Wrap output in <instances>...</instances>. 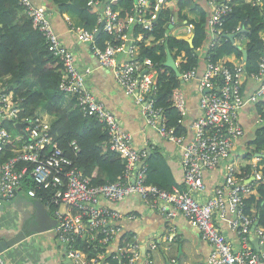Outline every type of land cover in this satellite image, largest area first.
<instances>
[{"label": "built area", "instance_id": "1", "mask_svg": "<svg viewBox=\"0 0 264 264\" xmlns=\"http://www.w3.org/2000/svg\"><path fill=\"white\" fill-rule=\"evenodd\" d=\"M113 1L120 0H108L104 4L91 1L90 4L102 8L99 24L104 23V31L116 33L120 43L107 41L105 47L99 46L95 42L99 28L79 30L78 37L91 44L100 66L111 69L117 82L134 96L147 124L160 136L183 146L184 189L177 185L171 189L160 188L145 182L148 152L156 146L151 143L143 149L135 147L133 134L89 89L87 77L90 70L77 65L74 52L55 30L50 6H39L32 0H18L21 14L29 17L41 32L50 53L63 61L65 72L60 89L76 97L75 105L84 115L95 116L107 126L110 149L119 153L127 166L123 176L116 181L92 184L84 170L64 155L52 136L51 124L44 116L26 114L9 85L0 83V154L5 150L13 152L8 160L0 162V206L2 197H13L26 178L37 185L28 190L30 197L39 199L37 188L50 189L52 196L45 206L57 220L58 225L53 231L65 248L70 264H156V238L141 241L134 228L127 230V221H136L137 214L124 213L106 204L117 203L131 195H139L151 209L167 218H174L179 213L187 217L211 247L210 264H264V226H255L257 221L245 209V197L254 191L256 184L239 178L230 164L223 181L213 191H208L204 178L205 170L217 168L231 158L237 139L244 135L239 117L241 108L264 99V51L258 71L250 74L258 85L247 98L241 86L245 63L231 68L208 59L206 70L198 79L200 114L191 124L192 136H176L174 128L164 123L162 107L155 104L156 64L137 56V46L131 42L133 38L128 32L137 20L151 30L157 14L147 18L139 13L122 20L119 12L112 8ZM228 1L208 0L213 9L208 24L215 37L222 35L223 16L232 9ZM137 3L145 8L148 0H138ZM175 21L173 17L171 22ZM191 31L189 28L188 32ZM224 37L228 39V36ZM121 53L127 54L123 61L118 58ZM197 75L198 68L194 67L181 72L180 78L187 83ZM186 102L184 90L177 88L174 104L180 109L183 121L187 115ZM258 121H263L261 115ZM5 122L22 123L26 137L16 129L21 138L14 141L11 132L3 125ZM77 147L75 145V149ZM254 176L257 184L264 181V166L258 168L254 164ZM228 211L234 216L233 226L240 236L238 247L223 235L218 224L219 217H225ZM254 238L259 240L260 251L252 242ZM0 264H10L1 252Z\"/></svg>", "mask_w": 264, "mask_h": 264}, {"label": "trees", "instance_id": "2", "mask_svg": "<svg viewBox=\"0 0 264 264\" xmlns=\"http://www.w3.org/2000/svg\"><path fill=\"white\" fill-rule=\"evenodd\" d=\"M91 1L104 4L108 0H51L50 9L62 15L68 13L72 6L75 7L83 27L93 31L100 28L99 17L103 10L100 6L90 4ZM137 1H113L112 8L119 12L122 20L139 13L147 18L160 13L151 30L137 20L128 32L133 38L131 42L137 46V56L141 60L150 59L156 64L158 76L154 98L156 106L163 109L165 125L174 128L176 136L188 134L189 128L182 123L184 117L174 104V92L184 82L166 64L168 55L173 54L176 60L179 56L183 58L179 63L181 72L198 68L202 55L213 62L219 61L234 68L233 63L224 59L232 54H236L240 60L243 58V48L237 42V37L243 35L247 39L245 47L248 49L245 72L250 75L258 71L259 58L264 51V0H229L227 3L232 9L223 16V32L220 37H215L208 31V13L197 0H148L145 8L139 6ZM21 11L18 0H0V83L9 85L26 114H35L37 104L47 106L46 111L56 117L51 124L54 140L58 142L64 155L84 170L92 184L116 181L126 170V160L110 149V136L105 124L95 116L84 115L78 107L68 113L65 103L75 104L77 100L74 96L71 97L75 99L70 100L69 94L60 89V81L65 72L63 61L50 53L41 32ZM173 17L179 23L187 20L194 26L193 44L167 33ZM243 29L245 31L242 32ZM233 33L237 34L234 42L229 37H224ZM141 35L142 38L139 39ZM209 37L210 44L206 46ZM107 41L115 44L121 40L116 33L104 30L95 37V42L101 47H105ZM255 105L263 121L248 140L245 155L237 152L231 157L230 164L240 178L250 174L254 154L264 152V99ZM3 125L11 132L14 141L21 138L14 122H5ZM75 145H78L77 149ZM12 155V151L5 150L0 154V162L8 160ZM146 162L148 171L145 182L170 189L175 183L174 176L159 148L149 149ZM262 163L264 158L256 166L260 168L258 164ZM251 183L256 184V190L245 197V209L260 226H264V181L259 184L255 181ZM36 186L30 178H26L22 187H26L28 191ZM51 196L50 189L37 188V197L44 205Z\"/></svg>", "mask_w": 264, "mask_h": 264}, {"label": "crops", "instance_id": "3", "mask_svg": "<svg viewBox=\"0 0 264 264\" xmlns=\"http://www.w3.org/2000/svg\"><path fill=\"white\" fill-rule=\"evenodd\" d=\"M32 1L39 6L49 7L51 5V0ZM197 2L208 13L206 26L208 31L211 32L208 23L213 13L212 6L209 4L208 0H197ZM52 11V23L54 28L62 38L65 45L74 52L77 65L82 69L90 70L87 77V85L89 89L92 90L93 93H95L110 110L116 113L123 126L133 134L135 147L143 149L146 148L148 144L152 143L159 148L161 153L165 156L166 161H168L171 175L173 174L174 176L175 183L173 185H177L179 188L184 189V167L182 163L184 152L183 146L160 136L157 131L147 124L142 113L141 106L135 102L134 96L128 94L126 90L117 82L111 69L100 66L97 57L91 49V44L83 42L79 39V30L85 28L80 22L78 10L72 6L68 13L62 15L54 12L53 9ZM189 28L192 29L191 32H188ZM238 29H240V27H238ZM193 30L194 26L187 20L183 21V23L175 21L170 24L167 33L180 39L187 40L192 38L194 40ZM246 41L247 39L243 35H241V37H237V42L243 49H247L245 47ZM208 44H210V37L206 42V46ZM203 54H205V51H203ZM169 55H171V53ZM118 58L119 61H123L127 58V54L121 53ZM182 60L183 58L181 56H179L177 60L175 59L178 67ZM224 60L233 63L235 66L242 65L247 61L244 60V55L240 60L236 54L229 55ZM207 63L208 59L202 55L200 58V65L198 66V77L190 82L184 83L182 86L187 98V115L183 122L184 125L189 128L188 138H191L192 136V132L190 130L191 124L200 114L198 103L201 92L199 89L200 81L198 79L204 74ZM241 83L242 93L246 98L253 93L258 85V81L246 72L241 74ZM68 98L70 100L75 99L71 96ZM75 104H72L71 102L65 103L68 113L75 109ZM259 116L260 114L257 113L255 104L247 103L241 108L239 117L244 129V135L237 139L232 155L237 152L245 155L248 148V140L255 134L256 129L261 125V122L258 121ZM55 118V116L50 115L48 112L44 114L45 121L50 124L54 122ZM257 154H264V152H257L254 154V160L252 161L253 167L250 174L246 177H241V179L249 183L255 181L254 164L256 165L257 162L264 158L257 156ZM230 163L231 158L229 160H225L217 168L205 170L204 178L208 191H213L219 183L223 181L227 166ZM258 165L262 168L264 163ZM241 172L243 171H240V173ZM22 190L23 187L20 188L19 193L13 196L11 200H6V202H10V205L7 208V218L2 219V217H0V239L8 228L13 230L16 229L18 224L19 226H22L31 218V215L34 214L35 208L33 201L36 198L30 197L28 193L27 195L21 196L20 192ZM255 190L256 188L254 191L247 194L246 198L255 192ZM28 197L30 199H28ZM2 201L4 209H6L5 200L2 199ZM106 204L124 213L137 214L138 219L136 221H127V230L134 228L141 241L156 238V264H210V245L203 240L198 227L193 225L183 214L179 213L174 218H167L165 214L157 211L156 209H151L139 195L127 196L117 203ZM4 209H0V211L3 212ZM9 217H11V220L8 224ZM233 219V214L228 211L225 217H219L218 224L223 231V235L238 247L240 245V236L238 231L233 226ZM258 225L259 222L255 226ZM38 235L28 237L25 241L5 252L3 256L6 261L10 264H63L62 261L67 259L65 248L58 242V240L57 242L51 241L46 237H37ZM53 235L56 236L54 233ZM257 239L258 238H254V241ZM28 244L31 245L30 250L33 253V258L31 259L28 258ZM163 244L164 247L160 252ZM169 246L172 247V249H169ZM181 247L182 251L180 250ZM168 250H172V252L169 251L171 252V255H167L166 251Z\"/></svg>", "mask_w": 264, "mask_h": 264}, {"label": "water", "instance_id": "4", "mask_svg": "<svg viewBox=\"0 0 264 264\" xmlns=\"http://www.w3.org/2000/svg\"><path fill=\"white\" fill-rule=\"evenodd\" d=\"M159 14L160 13L157 14L156 20L158 19ZM103 25L104 23H101L100 28L97 32V35L100 34L101 31L103 30ZM236 36H237L236 34H231L228 37L234 42ZM187 41L193 44L192 38L187 39ZM243 55H244V60H247V57H248L247 49H243ZM166 64L170 66L171 68H173L179 77L181 76V71L172 54L168 55ZM16 127L18 128L19 132L26 137L24 131L22 130L23 124L17 123ZM257 156L264 157V154H257ZM19 191L20 189L15 190L14 196L17 195ZM2 199L6 201L8 199L11 200L12 197L10 198L2 197ZM33 205H34L35 211H34V214L31 215V218L29 220H27L22 226H19L18 224L16 229L11 230L8 228V230L4 233V235H2L0 239V252L1 253L4 254L9 249L14 248L16 245L25 241L28 237L32 235L48 233V232L53 231L54 228L57 227L58 225L57 220L55 219V217L52 216L51 212L46 208V206L41 200L35 199L33 201ZM0 209H4V204L0 206ZM257 223L258 222H256L255 225H257ZM253 244L256 250L260 251L259 240L258 239L255 241L253 240ZM180 250L182 251V247L180 248ZM64 263L70 264L71 260L68 259Z\"/></svg>", "mask_w": 264, "mask_h": 264}, {"label": "rangeland", "instance_id": "5", "mask_svg": "<svg viewBox=\"0 0 264 264\" xmlns=\"http://www.w3.org/2000/svg\"><path fill=\"white\" fill-rule=\"evenodd\" d=\"M35 110H36V113L37 114H40V115H42V116H44V114H46V110H47V106H45V105H43V104H37L36 106H35ZM27 188L25 187L20 193H21V196H23V195H27ZM28 199H30L29 197H28ZM10 202H6L5 201V207H6V209H4V211L3 212H1L0 211V217H2V219L4 218V219H6L7 217V215L6 214H8V210H7V208H8V206L10 205L9 204ZM11 216V215H10ZM1 219V220H2ZM10 220H11V217H9L8 218V224H9V222H10ZM55 234V232L54 231H51L50 233H47V234H41V235H38L37 237H42V238H48V239H50L51 241H56L57 242V236H55V235H53V233ZM36 237V238H37ZM30 247H31V245L30 244H28V249H29V252H28V258L29 259H31V258H33V253H32V251L30 250ZM163 247H164V244L161 246V250H160V252L162 251V249H163ZM169 249H172V247H170L169 246ZM169 251H171L172 252V250H168V251H166L167 252V255L168 254H170L171 255V252H169ZM65 255V254H64ZM66 260H68V258L66 259ZM66 260H64V261H62L63 262V264H65L64 262L66 261Z\"/></svg>", "mask_w": 264, "mask_h": 264}, {"label": "clouds", "instance_id": "6", "mask_svg": "<svg viewBox=\"0 0 264 264\" xmlns=\"http://www.w3.org/2000/svg\"><path fill=\"white\" fill-rule=\"evenodd\" d=\"M16 126V125H15ZM16 129L18 130V128L16 127ZM19 131V130H18Z\"/></svg>", "mask_w": 264, "mask_h": 264}]
</instances>
